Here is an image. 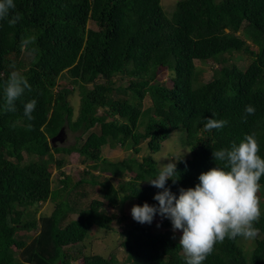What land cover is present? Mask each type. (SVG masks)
I'll list each match as a JSON object with an SVG mask.
<instances>
[{"label":"trees","instance_id":"1","mask_svg":"<svg viewBox=\"0 0 264 264\" xmlns=\"http://www.w3.org/2000/svg\"><path fill=\"white\" fill-rule=\"evenodd\" d=\"M161 2L14 0L21 19L0 20V264H118L85 244L96 232L119 233L113 224L126 264H186L170 219L157 213L141 224L123 212L145 202L158 207L153 197L163 189L147 182L160 168L154 155L175 132L190 151L166 181L177 198L202 172L223 167L213 150L245 134H256L264 158V0H179L169 15ZM27 37L35 41L22 50ZM197 62L211 65L210 80ZM13 70L31 90L6 112L3 88ZM32 99L28 121L24 105ZM249 104L255 113L244 120ZM206 118L228 124L206 131ZM63 128L80 132L75 144H52ZM144 147L139 159L104 154ZM72 154L83 167L75 177L65 170ZM259 183L254 247L226 238L202 264H264V176ZM50 201L54 211L42 214Z\"/></svg>","mask_w":264,"mask_h":264},{"label":"clouds","instance_id":"2","mask_svg":"<svg viewBox=\"0 0 264 264\" xmlns=\"http://www.w3.org/2000/svg\"><path fill=\"white\" fill-rule=\"evenodd\" d=\"M16 8L14 0H0V20L8 19L9 25H15L21 14H12ZM35 37L21 40V49H27L34 43ZM38 50L32 48L29 56H34ZM15 69V65H11ZM31 90L28 80L20 72L13 70L5 81L4 110L14 112L15 101L24 93ZM37 101L30 100L24 105V116L28 121L32 116ZM246 115L255 113L252 105H246ZM215 113L212 114V117ZM228 124L226 119L206 118L204 129H223ZM29 123L27 128L30 130ZM259 153V144L256 134H245L237 144L232 142L230 148L213 150L215 162H222L223 167H213L199 175L200 183L194 188L180 189L177 198L166 185V181L176 176V162L161 164L154 178L147 182L163 191L158 192L153 198L159 202L158 207L147 202L134 205L131 209L133 219L141 224H151L154 216L159 213L161 217L170 219L173 230H182L179 241L183 249L186 264H202L210 255L217 243H222L226 238L235 240L237 237L255 239L259 229L255 225L261 217L259 183L264 176V158ZM175 182V180H174Z\"/></svg>","mask_w":264,"mask_h":264},{"label":"rangeland","instance_id":"3","mask_svg":"<svg viewBox=\"0 0 264 264\" xmlns=\"http://www.w3.org/2000/svg\"><path fill=\"white\" fill-rule=\"evenodd\" d=\"M179 0H162L161 4L162 7L165 11V13L167 15H169L170 13H172L174 11L175 5ZM242 37H244L242 35ZM250 60L248 59L246 64H249ZM244 64V63H242ZM197 68L198 70L201 71V74L203 75L204 79L206 81L210 80L212 77V70H211V65L209 64H201L199 62H197ZM168 77L164 76L163 77V81H167ZM72 100V99H71ZM149 98L146 99V103L148 102V104L151 103V101L149 102ZM73 104L75 106V113L76 115L78 114L79 111V104H80V98L79 96H75L73 98ZM71 102V103H72ZM80 132L78 133H73L71 131H69L68 129L65 131V137L63 142H57L59 144V146H71L73 144L76 143L77 138L79 137ZM146 151V147H144V149L141 151V153L135 154V152L131 151H123L122 149L118 148L116 150H114L113 152H111L109 149L104 151V154L106 157L109 158H117V159H124L126 156L127 157H136L137 159H139L140 157H142L145 154ZM190 156V151L186 148H184L181 145L180 139H179V133L175 132L173 133V135L170 137V139L164 144V146H162L161 150L159 153L155 154L154 157L158 162V166L160 167L161 164H167L169 162H176L175 158L177 159L181 158L182 159H187ZM177 164V162H176ZM83 169V167L80 164V158L78 154H72L69 157V166L67 169H65L66 171H68V173L72 174L74 177L77 176L79 174V172ZM118 181H115V184H117ZM55 187V184H54ZM99 191L94 189L91 192V195L93 198H99L98 197ZM133 207V206H132ZM131 205L125 207L124 209V214H126L127 216H131V209H132ZM55 209V203H53L52 201H50L49 203H46L42 206L41 209V213L42 214H47V215H51V213L54 211ZM109 211H111L112 213L118 214V211H113L112 209H109ZM156 223L159 222V220L156 219L155 221ZM113 226L115 227V230L117 229V231L120 233L119 231V226L116 224H113ZM173 232L175 234H177L178 236H182V230H173ZM119 233H112V234H107L105 231L103 232H96L95 235H93L92 237L88 238L87 241L85 242V244L90 247V250H87V252L89 253H96V254H102V255H116L117 260H118V264H126L125 259L127 257L125 250L120 247L119 245V240H120V234ZM253 240L252 239H247L245 242V249L246 250H251L254 246H253ZM106 251V252H105ZM82 261L80 260L78 263H74V264H81Z\"/></svg>","mask_w":264,"mask_h":264},{"label":"water","instance_id":"4","mask_svg":"<svg viewBox=\"0 0 264 264\" xmlns=\"http://www.w3.org/2000/svg\"><path fill=\"white\" fill-rule=\"evenodd\" d=\"M65 137V131L64 128L56 135L54 138H52L51 142L52 144H56L57 142H63Z\"/></svg>","mask_w":264,"mask_h":264}]
</instances>
